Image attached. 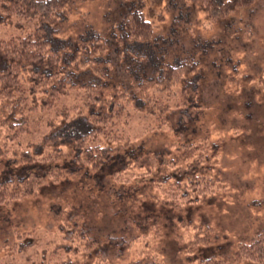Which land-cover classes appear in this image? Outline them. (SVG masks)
Instances as JSON below:
<instances>
[{"label": "trees", "instance_id": "16d2710c", "mask_svg": "<svg viewBox=\"0 0 264 264\" xmlns=\"http://www.w3.org/2000/svg\"><path fill=\"white\" fill-rule=\"evenodd\" d=\"M255 1L201 0V5L209 23L214 24ZM72 4L73 0H0L2 18L16 17L18 22L33 26L18 36L0 41V101L3 104L0 117V128L3 129V133L0 132V215L10 203L44 195L47 190L55 189L58 191H54L55 195H65L62 202L50 206L56 221L55 229L38 235L13 226L10 237L1 241L0 251L7 252L0 261H4L9 252L15 254L14 258L8 259L12 262L17 253L54 242L56 245L49 258L40 264L51 261L69 264L61 259L70 254L80 258L79 264H89L93 257L96 264L106 263L113 255H102L104 248L95 250L97 239L87 230L96 232L94 227L100 229L99 226L85 221L80 212H92L98 219H103L111 209L115 217L109 227H105L106 231L120 232L127 250H132L137 241L142 244L147 250L140 261L162 264L160 250L147 248L146 242L141 240L147 228H140L138 234L141 235L130 238L122 234L128 224L122 218L137 204L130 195H140L141 184L149 179L155 189V200L174 209L201 202L221 184L203 165L206 162V138L197 140L193 139L194 132H180L185 140L181 139L179 148H174L176 154L173 157L164 160L161 151L148 148L143 142L136 144L130 136V125L138 112L144 120V133H161L172 129L167 121L169 110H198L195 103L197 66L192 62H181L165 67L157 76L156 71L152 80L150 77H133L131 80L136 82L132 94L120 83L106 89L103 83L82 80L87 71L95 65L99 68L105 61L109 44L99 36L89 39L83 35L80 39L73 38L72 43L67 38L57 37ZM144 7L145 0H137L126 10L127 14L124 11L118 19L119 44L151 38L152 26L145 18ZM64 43L72 51L66 52ZM77 53L80 56L76 58ZM256 82L264 85L262 77ZM74 91L76 98L72 104H60L63 97ZM36 127H45L47 131L40 139L32 141L30 133ZM25 136L27 140L23 141ZM179 149L180 153L177 152ZM140 205L141 212L142 207H149L144 199ZM79 208L81 211L78 212ZM156 224L150 228L158 235ZM169 226L173 224L169 223ZM211 230V227L195 226L189 243L207 245ZM197 232L204 234L197 235ZM116 235L103 241L113 244L116 239H121ZM175 239L180 240L181 236L177 234ZM189 264H264V228L251 243L238 244L228 256L200 259Z\"/></svg>", "mask_w": 264, "mask_h": 264}, {"label": "rangeland", "instance_id": "374dc122", "mask_svg": "<svg viewBox=\"0 0 264 264\" xmlns=\"http://www.w3.org/2000/svg\"><path fill=\"white\" fill-rule=\"evenodd\" d=\"M136 2L73 0L57 37L69 39V43L83 35L89 39L99 36L107 40V58L99 68L95 65L81 79L103 83L106 89L120 83L131 94L136 82L131 80L133 77H150L152 80L156 71L157 76L165 67L181 62L194 63L198 78L195 103L199 109L169 110L167 121L172 129L150 135L143 132L144 120L137 112L136 120L130 125V136L136 144L143 142L146 147L161 151L164 160L173 157L176 154L174 148H179L181 139L185 140L180 132H194L193 139L197 140L206 138V162L203 165L221 186L199 203L172 209L155 200V189L147 179L139 185V197L130 195L137 204L122 218L128 221L122 234L130 238L141 235L138 234L140 228H147L141 240L146 242L147 248L160 250L162 264H189L200 259L228 256L238 244L251 243L264 228V85L256 82L260 77L264 79V0H256L214 24L209 23L201 0H145L143 12L152 26L151 38L119 44L117 21ZM31 28V23L18 22L16 17L8 20L0 16V41ZM247 32L250 34L246 35ZM64 44L66 52L72 51L67 43ZM70 71L76 73V70ZM75 98L76 91L63 97L60 104L70 105ZM2 108L0 101V117ZM46 131L45 127L33 129V134L30 133L32 141L40 139ZM0 132L3 133L2 128ZM177 152L180 153V149ZM54 191L26 197L10 203L3 210L0 246L3 239L10 237L13 226L38 235L55 229L56 221L50 206L62 202L65 195L57 196ZM141 199L149 206L142 207V212L139 210ZM106 213L105 218L98 219L92 212H80L85 221L93 222L101 229L94 227V232L85 224L88 232L97 239L95 250L104 248L102 255H113L108 262L98 264H146V260L140 261L147 250L142 244L137 241L132 250H127L120 232L106 231L105 227H109L115 217L111 209ZM153 223H157L158 235L150 228ZM195 226L211 227L207 245L189 243ZM177 234L181 236L180 240L175 239ZM112 235L121 239H116L113 244L103 241L109 236L114 237ZM55 245L54 242L42 243L26 253H17L12 262L8 259L14 258L15 254L9 252L0 264H40L47 261ZM6 252L0 251V259ZM93 258L89 264L97 263ZM64 259L69 264L80 262V258L72 254L61 260Z\"/></svg>", "mask_w": 264, "mask_h": 264}]
</instances>
